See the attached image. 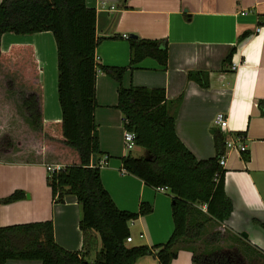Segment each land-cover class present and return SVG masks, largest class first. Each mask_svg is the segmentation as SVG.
Segmentation results:
<instances>
[{
    "label": "crops",
    "instance_id": "0c3cea01",
    "mask_svg": "<svg viewBox=\"0 0 264 264\" xmlns=\"http://www.w3.org/2000/svg\"><path fill=\"white\" fill-rule=\"evenodd\" d=\"M84 3L95 10L99 40L94 56L98 67L128 66L130 36L166 41L164 66L145 57L126 68L120 83L99 68L95 72L93 121L101 151L99 161L105 162L99 166L100 183L118 209L136 212L141 202L150 207L127 223L131 237L127 243H163L173 224L167 189L147 186L121 167L119 158L127 152L122 146V116L115 107L119 84L161 88L167 100L180 96L174 110V132L196 159L214 155L216 130L225 138L240 135L246 148V161L236 149L225 148L223 152V190L231 202L229 216L220 224L207 223L205 234L193 243H181L169 264H192L191 252L184 246L200 252L201 239L214 230L222 237L212 245L238 249L243 264L264 263V229L257 223L264 222V21L259 18L264 15V0H125V7L121 0ZM242 31L250 34L236 45ZM233 46L230 64L223 65ZM198 70L208 73L206 87L186 78L187 72ZM3 71L0 137L7 135L11 145L0 147V198L14 190H21L23 197L0 204V226L49 220L57 245L81 250L80 208L75 197L67 194L62 202H53L45 183L46 166L78 163L75 151L60 142L56 52L51 33L1 34L0 73ZM22 94L35 95L41 115L39 137H32L35 130L25 119ZM217 112L226 115L225 130L212 124ZM133 149L134 156L143 153L137 146ZM92 257L90 252L86 260ZM4 264L40 262L8 259ZM134 264H157V260L142 255Z\"/></svg>",
    "mask_w": 264,
    "mask_h": 264
},
{
    "label": "trees",
    "instance_id": "16d2710c",
    "mask_svg": "<svg viewBox=\"0 0 264 264\" xmlns=\"http://www.w3.org/2000/svg\"><path fill=\"white\" fill-rule=\"evenodd\" d=\"M125 0L121 6L125 7ZM264 21V15H259ZM49 31L56 52V98L60 111V142L73 149L77 164L64 165L47 172L45 183L53 202L73 195L80 208L78 228L81 250H66L57 245L49 220L0 226V264L8 259L38 260L40 264H134L142 255H152L157 264H169L181 243H193L205 234L206 224L222 223L231 212V202L223 190V168L218 159L224 152L225 137L213 133L214 155L196 159L174 132V110L180 96L167 100L161 88L129 85L116 90L115 107L122 116L124 130L134 135V145L143 153L127 152L119 158L122 169L150 187H165L170 194L172 231L163 243L146 246L129 245L127 223L150 210L139 203L136 212L118 209L99 180V155L93 121L95 107V72L99 68L120 83L126 68L145 57L164 66L167 59L164 39L128 37L129 64L126 67L97 66L94 50L99 40L95 35V10L84 0H0V36L5 32L19 35ZM250 34L242 31L236 45ZM233 46L223 58L229 65ZM208 73L189 71L187 80L206 87ZM21 105L27 123L41 129V115L34 94H22ZM7 135L0 137V147H9ZM246 161V152H242ZM94 165H90L91 156ZM21 190L0 198V204L19 200ZM256 222V221H255ZM264 229V222H257ZM200 252H191L192 264H243L236 248L212 245L220 239L211 231ZM93 252L91 261L86 260ZM262 264H264L262 262Z\"/></svg>",
    "mask_w": 264,
    "mask_h": 264
},
{
    "label": "built area",
    "instance_id": "2783aa9c",
    "mask_svg": "<svg viewBox=\"0 0 264 264\" xmlns=\"http://www.w3.org/2000/svg\"><path fill=\"white\" fill-rule=\"evenodd\" d=\"M122 37L126 38L127 36L125 34H122ZM230 67L233 69L234 65L231 64ZM212 124L214 126H217L219 129L221 130H225L226 128V115L223 112H217L213 118H212ZM241 136L240 135H231L230 137H226L225 138V146H224V150L226 149H236L238 152L242 153V152H246V148L245 145L241 142ZM134 135L132 132L127 131V130H123L122 132V146L123 149L128 152L131 149H133L135 147L134 145ZM224 153L220 156V158L218 159V164L220 167L223 166L224 164ZM104 162V160H100L98 161V165H102ZM60 168H62V166H46V171L47 172H52V171H56L59 170ZM157 190H166L165 187H156ZM131 237L128 235L127 237H125V242H130Z\"/></svg>",
    "mask_w": 264,
    "mask_h": 264
},
{
    "label": "rangeland",
    "instance_id": "374dc122",
    "mask_svg": "<svg viewBox=\"0 0 264 264\" xmlns=\"http://www.w3.org/2000/svg\"><path fill=\"white\" fill-rule=\"evenodd\" d=\"M15 73V72H14ZM1 75H5L6 73L3 71L2 73H0ZM17 77V76H16ZM18 78V77H17ZM20 79V78H19ZM21 80V79H20ZM20 88V87H19ZM19 88H17V89H19ZM55 128H56V126H55ZM35 130V129H34ZM39 131H37V130H35V133H31V134H33L32 135V137L34 138V137H39V133H38ZM30 136V135H29ZM24 138H25V136H24ZM130 154H135V149H131L130 151H128ZM47 173V172H46ZM210 233H208L207 235H205L204 237H203V239L202 240H205V238H207L206 236H208ZM203 242V241H202ZM201 242V243H202ZM195 247V246H194ZM200 248V247H199ZM194 250L195 251H197L198 249H195L194 248Z\"/></svg>",
    "mask_w": 264,
    "mask_h": 264
},
{
    "label": "water",
    "instance_id": "95a60500",
    "mask_svg": "<svg viewBox=\"0 0 264 264\" xmlns=\"http://www.w3.org/2000/svg\"><path fill=\"white\" fill-rule=\"evenodd\" d=\"M130 37H133V36H130ZM94 135H96V132H94ZM95 163V156L92 155L91 158H90V165H94ZM26 196V195H25ZM27 197V196H26Z\"/></svg>",
    "mask_w": 264,
    "mask_h": 264
}]
</instances>
